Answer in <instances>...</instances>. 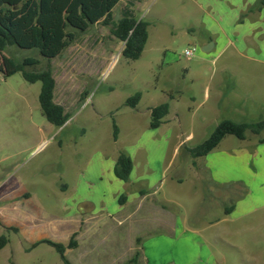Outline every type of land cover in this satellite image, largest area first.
<instances>
[{"label": "rangeland", "instance_id": "374dc122", "mask_svg": "<svg viewBox=\"0 0 264 264\" xmlns=\"http://www.w3.org/2000/svg\"><path fill=\"white\" fill-rule=\"evenodd\" d=\"M134 11L148 24L137 60L96 24L49 62L54 102L68 114L62 127L43 117L39 82L0 73V264H64L45 241L65 246L69 264H264V131L227 135L200 158L186 151L223 119L264 120V34L242 41L232 33L237 11L228 5L144 0ZM207 41L215 46L203 52ZM3 55L38 59L30 71L48 64L35 49ZM161 103L168 114L150 129V109ZM120 151L152 174L159 204L147 197L139 206L142 183L124 186L120 211L97 202L117 189L107 166Z\"/></svg>", "mask_w": 264, "mask_h": 264}, {"label": "trees", "instance_id": "16d2710c", "mask_svg": "<svg viewBox=\"0 0 264 264\" xmlns=\"http://www.w3.org/2000/svg\"><path fill=\"white\" fill-rule=\"evenodd\" d=\"M122 0H0V73L3 78L20 73L30 83H40L38 103L45 120L56 128L68 120L63 107L54 102L55 81L49 62L57 58L76 39L77 33H85L91 26L101 24L109 27L113 38L123 43L121 55L127 60H137L148 39V24L135 16L134 5L144 0H127L117 20L113 19V9ZM264 5V0H260ZM7 47L35 49L48 64L43 70L30 71L40 64L36 58L27 57L21 62L3 55ZM140 93L129 97L125 104L134 108L140 101ZM168 103H161L150 109L149 128L156 129L168 114ZM264 131V120L257 122H235L221 120L210 135L194 147L186 148L192 159L200 158L215 149L222 139L232 135L245 140L246 133L258 135ZM117 127L113 123V138L116 140ZM194 164V162H193ZM132 160L120 151L113 166V175L123 183L129 182ZM140 194L143 191H139ZM120 195L119 204L125 200ZM59 254L64 264H69L64 256L65 246L45 241ZM7 244L0 236V249ZM133 262H136L135 259Z\"/></svg>", "mask_w": 264, "mask_h": 264}, {"label": "crops", "instance_id": "0c3cea01", "mask_svg": "<svg viewBox=\"0 0 264 264\" xmlns=\"http://www.w3.org/2000/svg\"><path fill=\"white\" fill-rule=\"evenodd\" d=\"M197 5L201 8H209L211 6L216 7V9L223 8L226 7V5L231 6L234 8L236 12L235 15V21L233 20V23H238L237 26H235V29L232 30V33L236 34L242 41H249V39L251 40V37L253 35H256V37L258 35L264 34V6L258 8V11H255L254 9V5L256 4V2H258V0H195ZM220 2V4L218 3ZM225 2V5L222 3ZM247 11V12H246ZM246 12L247 14L245 15L243 21H239L237 20L238 18V14L239 13H244ZM224 15V14H223ZM225 16V15H224ZM239 21V22H238ZM212 41V40H209ZM207 41V43L209 42ZM207 43H204L201 45L202 48H204ZM215 46V42L213 41V46ZM160 127V126H159ZM157 129V128H156ZM179 148V144L176 145L174 147V152L176 153V151ZM129 157L132 160V171L130 173L129 176V183H134L136 185H138V183H142L143 185L139 186L141 188V190L139 191H143V193L141 195H143V198L140 200L139 206L142 208L143 207V201L145 200V198L149 197L150 200H153L155 203L159 204V201L154 197L155 194H157V190L156 188V182H152V174L149 172H147L146 168H144V170L141 172L139 167L140 164L136 163L135 159L132 157V155H129ZM113 162L111 165L107 166V170L108 172H111V178H112V182H110L111 184L116 186V191L114 193H110L107 196H101L100 198L97 199L98 203H102L103 201V205H105L103 209H106V211L108 210L116 212V211H120V207H118V195H120L119 193L121 191H123L124 186L127 183H123L122 181L116 179L113 175V166H114ZM218 180H212V182H214V184H219L221 185L222 183H220ZM119 190V191H118ZM139 191H137L136 194L139 193ZM117 192V193H116ZM115 194H118L117 196ZM109 198V199H108ZM152 198V199H151ZM82 202H90L91 201L87 200L86 198H81L80 199ZM96 202V203H97ZM166 203H168V201H165ZM107 204V205H106ZM169 204V203H168ZM109 208H108V207ZM160 209H162L163 207L161 205H158ZM156 204V207H158ZM162 207V208H161ZM176 224L177 221L174 220L173 223L171 224L170 229H174L176 228Z\"/></svg>", "mask_w": 264, "mask_h": 264}, {"label": "built area", "instance_id": "2783aa9c", "mask_svg": "<svg viewBox=\"0 0 264 264\" xmlns=\"http://www.w3.org/2000/svg\"><path fill=\"white\" fill-rule=\"evenodd\" d=\"M196 48H192V49H186L183 53V56H185L186 58H190L193 56V54L195 53Z\"/></svg>", "mask_w": 264, "mask_h": 264}, {"label": "water", "instance_id": "95a60500", "mask_svg": "<svg viewBox=\"0 0 264 264\" xmlns=\"http://www.w3.org/2000/svg\"><path fill=\"white\" fill-rule=\"evenodd\" d=\"M210 46L212 47L213 45L211 43H208L204 48H202V51L208 52L210 50V48H209Z\"/></svg>", "mask_w": 264, "mask_h": 264}]
</instances>
